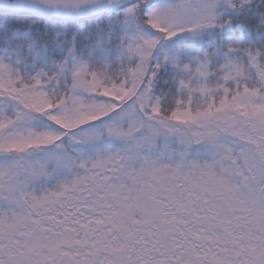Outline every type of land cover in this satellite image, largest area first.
Instances as JSON below:
<instances>
[{
    "label": "snow or ice",
    "instance_id": "6c2138e0",
    "mask_svg": "<svg viewBox=\"0 0 264 264\" xmlns=\"http://www.w3.org/2000/svg\"><path fill=\"white\" fill-rule=\"evenodd\" d=\"M0 264H264V0H0Z\"/></svg>",
    "mask_w": 264,
    "mask_h": 264
}]
</instances>
